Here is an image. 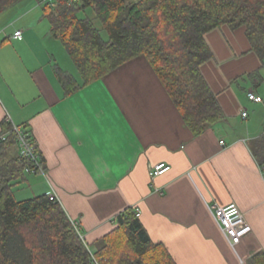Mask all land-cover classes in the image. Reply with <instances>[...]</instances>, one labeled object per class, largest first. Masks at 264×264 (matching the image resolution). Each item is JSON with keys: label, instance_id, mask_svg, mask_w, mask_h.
Instances as JSON below:
<instances>
[{"label": "crops", "instance_id": "1", "mask_svg": "<svg viewBox=\"0 0 264 264\" xmlns=\"http://www.w3.org/2000/svg\"><path fill=\"white\" fill-rule=\"evenodd\" d=\"M5 24L0 132L6 116L29 132L43 171L25 182L35 194L55 195L91 249L116 226V215L132 207L176 264H249L264 250V168L250 150L264 132V77L248 78L246 87L236 81L264 70V60L248 51L243 27L222 25L205 35L213 57L201 70L223 117L194 136L144 56L68 94L56 70L72 71L56 59L59 40L42 3L29 2ZM15 30L22 31L21 40L13 38ZM249 91L262 100L249 99ZM9 149V155L19 152L17 145ZM160 162L169 170L151 177ZM231 202L249 225L234 247L210 209Z\"/></svg>", "mask_w": 264, "mask_h": 264}, {"label": "trees", "instance_id": "2", "mask_svg": "<svg viewBox=\"0 0 264 264\" xmlns=\"http://www.w3.org/2000/svg\"><path fill=\"white\" fill-rule=\"evenodd\" d=\"M18 1L0 0V13ZM39 1L78 74L57 68L66 93L142 55L194 136L223 117L201 70L213 57L205 35L222 25L243 27L248 51L264 60V0ZM2 133L7 138L0 141V264H176L163 244L151 240L135 208L117 214L116 226L91 249L56 198L43 193L17 199L14 188L32 173L26 170L32 164L19 152L8 154L17 145L9 123ZM250 150L264 168V132ZM249 264H264V250L251 255Z\"/></svg>", "mask_w": 264, "mask_h": 264}, {"label": "built area", "instance_id": "3", "mask_svg": "<svg viewBox=\"0 0 264 264\" xmlns=\"http://www.w3.org/2000/svg\"><path fill=\"white\" fill-rule=\"evenodd\" d=\"M13 38L21 40L23 38L22 31L15 30L13 32ZM247 96L255 102H260L262 100L261 96L256 95L253 91H249ZM242 115L245 116L246 113L243 111ZM5 122L10 124L11 129L15 133L19 155L29 160L32 164L29 167H26V170L28 172H42L43 169L40 162V154L37 145L33 141L29 132L21 126L14 124L9 116L5 117ZM6 138L7 133L0 134V141H4ZM221 143H223V141H221ZM169 168L170 166L164 162L157 163L149 170V175L151 177L157 176L166 172ZM49 198L53 199L55 198V195L49 194ZM210 209L229 244L232 247L237 245L249 230V225L245 219L244 213L233 202L225 206L213 204L210 206ZM135 210L139 215L138 209L135 208Z\"/></svg>", "mask_w": 264, "mask_h": 264}, {"label": "rangeland", "instance_id": "4", "mask_svg": "<svg viewBox=\"0 0 264 264\" xmlns=\"http://www.w3.org/2000/svg\"><path fill=\"white\" fill-rule=\"evenodd\" d=\"M29 2H36V0H19L17 3L13 4L9 8H7L5 11L0 13V25L5 27L7 25L5 23L8 21V19H10L11 17H18L22 12H24L26 10V6H28ZM86 12L88 14L92 13L90 8H88L86 10ZM102 33H103V35H105V32L102 31ZM56 44H57V46H59L57 48L58 51L56 52L57 53L56 59H57L59 65L65 69L71 70L72 73L78 77L77 71H76L71 59L68 57L67 52H66L63 44L60 41H57ZM251 73H253L254 76H251ZM258 73H260L264 77V70H261L260 72L253 71L250 73L242 74L241 76L236 78V81L239 82L240 84L244 83L241 85L246 87V86H248V84H250V80L252 78H255V76L258 75ZM248 78H251V79H248ZM259 88H260L259 91L264 96V82L259 85ZM240 92L242 94L244 93L243 90H241ZM34 191H36V190L34 189L32 191L31 186L28 185L27 182L23 181L14 188V195L17 199H25V198H29V197H33L35 195H38V194H35Z\"/></svg>", "mask_w": 264, "mask_h": 264}]
</instances>
